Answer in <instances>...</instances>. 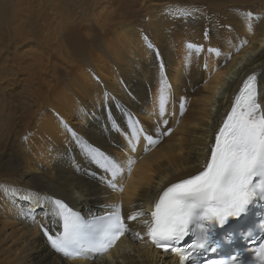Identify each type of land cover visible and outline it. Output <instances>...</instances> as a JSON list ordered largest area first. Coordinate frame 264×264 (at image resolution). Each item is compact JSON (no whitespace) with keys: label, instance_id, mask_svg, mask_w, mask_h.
Masks as SVG:
<instances>
[{"label":"bare ground","instance_id":"bare-ground-1","mask_svg":"<svg viewBox=\"0 0 264 264\" xmlns=\"http://www.w3.org/2000/svg\"><path fill=\"white\" fill-rule=\"evenodd\" d=\"M116 1L85 0L88 16L64 21L63 58L53 67L50 82L43 83L45 88L34 89L28 99H10V87L4 91L1 85L0 185L17 186V193L5 195L0 188V264H178V257L131 234L97 260H68L50 247L39 225L19 215L27 207L22 196L26 189L49 193L84 214L114 203L121 204L125 215L140 204L149 210L166 186L199 170L243 80L254 72L264 76V0H131L126 9L121 4L110 10ZM185 11L195 14H170ZM145 36L160 58L146 47ZM188 42L204 48L193 51L190 60ZM162 77L171 86L168 123L157 129ZM258 86L264 91V83ZM81 105L89 116L81 114ZM54 112L125 169L117 181L123 192L102 182L103 170L84 158ZM128 113L160 142L148 145L141 135L132 151ZM166 130L170 134L161 136ZM24 135L27 142L20 141ZM129 160L135 163L127 175ZM128 223L144 232L139 221Z\"/></svg>","mask_w":264,"mask_h":264},{"label":"snow or ice","instance_id":"snow-or-ice-1","mask_svg":"<svg viewBox=\"0 0 264 264\" xmlns=\"http://www.w3.org/2000/svg\"><path fill=\"white\" fill-rule=\"evenodd\" d=\"M170 14L190 17L195 13ZM252 15L247 13L249 18ZM207 35L206 31V38ZM144 40L146 47L160 58L159 49L152 41L147 36ZM245 43L246 40L242 41L241 46ZM186 48L189 60L193 51L204 50L203 45L191 42L186 43ZM208 51L217 56L221 54L219 49L208 48ZM160 68H164L162 62ZM259 82L264 83V76H260ZM160 84L157 129L168 123L165 119L167 90L171 87L164 77ZM184 110L181 102V112ZM79 111L85 117L90 115L83 105ZM54 115L84 158L103 170L102 182L113 191L123 192V186L117 181L125 169L81 136L59 113ZM127 116L131 121L128 144L132 151L136 150L133 145L140 141L142 134L148 145L160 142L159 138L146 134L131 113ZM110 123L113 129L118 128L117 123ZM168 134L167 130L160 133L161 136ZM24 140L27 142V135ZM206 152L199 170L166 186L149 210L140 204L137 210L125 215L121 204L114 203L103 205L99 213L89 212L85 216L64 198L26 189L22 199L27 207L19 209V215L39 225L50 247L67 259L103 256L121 237L131 234L140 241L146 237L147 243L178 257V264H264V91H258L257 73L243 80ZM134 163V160L128 162L129 175ZM73 166L78 172L82 170L75 161ZM0 188L5 195L17 193V186L0 185ZM129 221H139L144 232L134 231ZM236 240L244 243L243 249L231 248Z\"/></svg>","mask_w":264,"mask_h":264},{"label":"rangeland","instance_id":"rangeland-1","mask_svg":"<svg viewBox=\"0 0 264 264\" xmlns=\"http://www.w3.org/2000/svg\"><path fill=\"white\" fill-rule=\"evenodd\" d=\"M117 1L110 10H115L121 4L126 9L131 0ZM84 2L85 0H0L3 7L0 14V88L3 86L4 91L8 87L12 89L7 90L10 99H28L34 94V89L50 82L54 74L53 67L63 58L61 36L64 33V21L88 16L82 5ZM37 79H40L39 82ZM94 79L97 80L95 77ZM54 93L51 94L53 98ZM24 137L25 135L20 141H24Z\"/></svg>","mask_w":264,"mask_h":264}]
</instances>
